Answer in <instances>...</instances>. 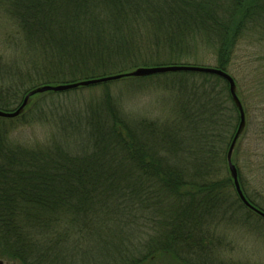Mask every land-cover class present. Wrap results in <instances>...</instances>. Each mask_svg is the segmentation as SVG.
<instances>
[{
	"label": "trees",
	"instance_id": "obj_1",
	"mask_svg": "<svg viewBox=\"0 0 264 264\" xmlns=\"http://www.w3.org/2000/svg\"><path fill=\"white\" fill-rule=\"evenodd\" d=\"M3 18L21 34L24 54L52 51L51 74L38 86L111 76L122 78L96 87L163 82L178 91L182 115L130 124L107 93L104 118L89 132L71 112L80 87L36 95L19 117L0 118L2 127L30 111L40 123L63 115L43 149L11 146L0 128V247L13 262L143 264L162 256L216 264L226 230L264 220L240 200L228 166L241 123L229 84L200 73L129 76L141 67H199L190 61L201 50L230 76L237 43L264 33V0H0ZM10 63L0 62V111L8 113L38 87ZM7 77L17 82L5 85ZM45 101L52 112L41 109ZM238 174L246 200L264 212Z\"/></svg>",
	"mask_w": 264,
	"mask_h": 264
},
{
	"label": "rangeland",
	"instance_id": "obj_2",
	"mask_svg": "<svg viewBox=\"0 0 264 264\" xmlns=\"http://www.w3.org/2000/svg\"><path fill=\"white\" fill-rule=\"evenodd\" d=\"M0 20V58H3L0 62L10 61L12 66L16 64L17 68L24 66L29 71L28 77H25L27 86L38 82L41 75L51 74L53 65L48 62L50 58H54L52 51L42 53L40 48H34V51L29 50L27 54H24L25 49L20 47L19 41L21 34L19 35L14 22L5 18ZM215 62L214 54L209 50H201L197 53L196 59L190 61V65L213 68ZM229 73L235 81V94L244 112V122L237 139L235 138L231 160L237 173L240 171L245 176L244 184L250 198L264 208V33L252 31L237 43ZM6 79L5 85H13L17 82L12 77ZM44 86L40 85L37 89ZM88 88L74 93L70 106L72 105V109H77L71 112H77L74 117L78 119L81 126L83 125L82 127L87 126L89 132L93 119L104 118L105 112L102 107L103 102L105 103L108 99L107 93L117 98L116 105L119 108L117 116L130 124L146 121L152 125L157 121L166 122L171 117L176 119L182 117L178 91L173 93L163 82L142 85L124 81L108 86L107 89L100 86ZM75 98L76 103H74ZM49 100L52 99L47 101ZM47 101L41 109L43 112L44 110L52 112L51 105ZM58 103L60 106L64 104L63 100H58ZM61 114L57 115L60 118L47 119L48 122L43 120L40 123L38 115L30 111L25 114L26 116L20 117H25L24 119L7 121L0 128H3L2 132L5 133L11 146L18 145L23 150L27 147L43 149L49 141L59 136L58 127L62 128L59 121L63 120ZM239 118L241 120V115ZM27 121L31 123L26 124ZM223 235L226 237V245L223 247L221 245L214 251L213 258L216 264H264V220L253 227L228 229ZM2 250L0 247V264H18L8 258ZM143 264L180 263L169 257L157 256Z\"/></svg>",
	"mask_w": 264,
	"mask_h": 264
},
{
	"label": "water",
	"instance_id": "obj_3",
	"mask_svg": "<svg viewBox=\"0 0 264 264\" xmlns=\"http://www.w3.org/2000/svg\"><path fill=\"white\" fill-rule=\"evenodd\" d=\"M182 72L207 74V75H212V76H216V77L223 79L224 81H226L229 84L230 92H231L234 100L238 103V99H237V96L235 94V81L233 80V78L231 76H229L228 74H226L225 72H223L222 70H218V69H214V68H203V67L201 68V67H190V66H166V67H155V68H143V69H138L137 71L130 74L129 76L136 77V78H142V77H148V76H153V75H161V74H168V73H182ZM121 78H122V76H111V77H107V78H102V79H97V80H89V81H84V82L75 83V84H67V85H61V86H44V87H41V88L31 92L29 95H27L26 98L24 99L23 104L21 105V107L16 112L8 113V112L0 111V118H2V119L17 118L20 115V113L25 109V107L28 105L29 100L32 97L39 95V94L63 93V92L71 91V90H76L80 87L88 88V87L97 86V85H101V84L108 83V82L118 81ZM239 108H240V115H241V123H240V128H239V130H240L242 127V124L244 122V112L242 110L241 105L239 106ZM239 133L240 132L238 131V134ZM237 136H236V139H237ZM236 139L233 141V144H232L230 151L228 153V156H227L228 166H229L232 178H233V182H234L236 192H237L240 200L243 202V204L246 207L250 208L251 210L256 212V214H258L259 216L264 218V212L259 211L254 206H252L246 200V198L242 192V189H241V186L239 183V179H238L237 169L233 165L232 160H231L232 159V151H233Z\"/></svg>",
	"mask_w": 264,
	"mask_h": 264
}]
</instances>
